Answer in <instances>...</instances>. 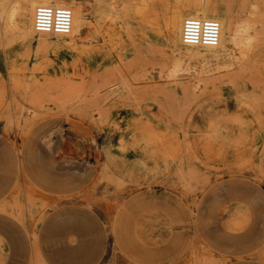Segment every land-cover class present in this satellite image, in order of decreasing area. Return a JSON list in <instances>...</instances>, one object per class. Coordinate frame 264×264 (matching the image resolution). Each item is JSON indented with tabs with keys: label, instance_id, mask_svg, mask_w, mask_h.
Wrapping results in <instances>:
<instances>
[{
	"label": "rangeland",
	"instance_id": "374dc122",
	"mask_svg": "<svg viewBox=\"0 0 264 264\" xmlns=\"http://www.w3.org/2000/svg\"><path fill=\"white\" fill-rule=\"evenodd\" d=\"M74 1L75 40L0 11V264H264V0H213L225 53L172 45L193 0Z\"/></svg>",
	"mask_w": 264,
	"mask_h": 264
},
{
	"label": "bare ground",
	"instance_id": "6f19581e",
	"mask_svg": "<svg viewBox=\"0 0 264 264\" xmlns=\"http://www.w3.org/2000/svg\"><path fill=\"white\" fill-rule=\"evenodd\" d=\"M5 1L7 0H0V11L2 13L8 12L9 20L15 24V26L20 30L21 35L25 39L31 38L32 36H34V34H38L41 37L40 38L41 40L39 42L44 43L45 38L51 35L47 33H36L34 29L35 11L39 5L67 6L71 8L73 11L72 31L67 35H53V36H56L58 38H70L71 40H75L76 36L82 34L87 28V26L89 25V16L86 13L85 8L81 6V4L80 6H78L74 0H20L18 5H14L10 7L9 9H4L2 5L3 3H5ZM144 1L145 3H147L146 0ZM145 9L146 8L144 7V10ZM221 9H222L221 6L215 3L213 0H193V1H188L185 3L176 4L173 7L174 11L172 10L173 14L168 18V28L176 30V36H174L173 39H171L172 45L174 46V48L177 50H180L183 46H185L192 50L194 49L196 50L203 49L205 51L215 50L218 52L225 53L229 49L241 48L244 46L248 47L252 41V37L248 36L250 26L245 23L244 24L236 23L235 20L229 16L222 17ZM97 10L101 13V16H100L101 20H103L104 17H108V14H111L113 12V9L111 7L98 8ZM187 16H195V17H201V18H215L219 20L221 23V27H222L220 42L214 47H194V46L185 45L182 40V26H183V21ZM108 32L109 31H107V33ZM96 33L98 34V31H96ZM103 40H106V39H103ZM179 67H180V63L176 62L173 68L170 70L169 75L170 76L178 75ZM120 82L121 83L110 85L109 88H113L114 86H120L121 89L124 90L126 88V87L123 88L125 81L124 82L120 81Z\"/></svg>",
	"mask_w": 264,
	"mask_h": 264
},
{
	"label": "built area",
	"instance_id": "2783aa9c",
	"mask_svg": "<svg viewBox=\"0 0 264 264\" xmlns=\"http://www.w3.org/2000/svg\"><path fill=\"white\" fill-rule=\"evenodd\" d=\"M73 28V11L67 6L39 5L34 16L36 33L67 35ZM221 23L215 18L187 16L182 40L187 46L214 47L220 42Z\"/></svg>",
	"mask_w": 264,
	"mask_h": 264
},
{
	"label": "crops",
	"instance_id": "0c3cea01",
	"mask_svg": "<svg viewBox=\"0 0 264 264\" xmlns=\"http://www.w3.org/2000/svg\"><path fill=\"white\" fill-rule=\"evenodd\" d=\"M233 141H234L233 139H230V140H226L225 141L226 142V146H225V157L228 156V155H230V154L232 156L238 155L237 152H236V150H235V144H233L234 143ZM242 143H243V141H242ZM251 147H252V145H251ZM241 148L244 149V150L240 149L241 151H239V152H241V153H246V151L249 149L246 144H244V147L241 146Z\"/></svg>",
	"mask_w": 264,
	"mask_h": 264
}]
</instances>
